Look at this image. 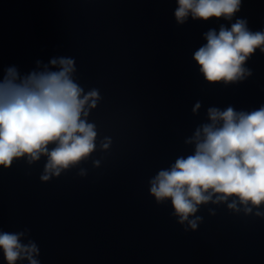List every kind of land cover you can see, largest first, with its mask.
<instances>
[{"label": "clouds", "instance_id": "9594fccd", "mask_svg": "<svg viewBox=\"0 0 264 264\" xmlns=\"http://www.w3.org/2000/svg\"><path fill=\"white\" fill-rule=\"evenodd\" d=\"M242 0H176L177 25L192 20H225L219 30L203 33L206 41L193 53L199 73L210 85L237 84L252 76L246 65L259 50L264 54V30L253 31L237 13ZM27 75L8 67L0 79V168L9 169L24 159L28 165L45 158L41 182L59 178L77 168L97 151L98 131L89 115L101 100L97 89L85 92L74 78L75 60L53 57L37 61ZM202 104L195 102L193 115ZM207 122L185 140L193 151L175 159L149 180V193L158 205L170 202L184 231H196L202 222L201 206L226 205L233 213L264 218V104L254 110L207 108ZM111 139L99 141L109 150ZM95 167L100 161H93ZM80 176L86 170L81 168ZM210 215H215L209 209ZM29 230L0 231V252L6 264H40V249ZM27 240L25 243L24 241Z\"/></svg>", "mask_w": 264, "mask_h": 264}]
</instances>
